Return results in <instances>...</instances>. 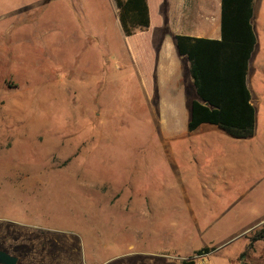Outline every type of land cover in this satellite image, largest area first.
Wrapping results in <instances>:
<instances>
[{"label":"rangeland","instance_id":"obj_1","mask_svg":"<svg viewBox=\"0 0 264 264\" xmlns=\"http://www.w3.org/2000/svg\"><path fill=\"white\" fill-rule=\"evenodd\" d=\"M254 10V135L201 128L191 156L196 95L171 35L164 52L163 30L126 38L113 0H0V250L17 264H264V241L248 248L264 228V0ZM159 53L177 57L163 84Z\"/></svg>","mask_w":264,"mask_h":264},{"label":"trees","instance_id":"obj_2","mask_svg":"<svg viewBox=\"0 0 264 264\" xmlns=\"http://www.w3.org/2000/svg\"><path fill=\"white\" fill-rule=\"evenodd\" d=\"M117 18L126 38L139 33L148 38L151 17L147 0H113ZM254 0H221L220 39L194 38L176 35L175 49L189 63L196 98L190 102L186 124L188 132L203 124L217 127L233 139H248L254 135L255 108L246 78L249 62L256 46L251 24ZM154 24V23H153ZM138 74L146 92H150L147 72V53ZM135 56V54L133 55ZM136 66L137 59L134 57ZM136 68V69H137ZM256 241H264V228L249 238L248 248ZM207 248L194 255L207 254ZM245 253L240 255L243 258ZM182 264H195L191 259Z\"/></svg>","mask_w":264,"mask_h":264},{"label":"crops","instance_id":"obj_3","mask_svg":"<svg viewBox=\"0 0 264 264\" xmlns=\"http://www.w3.org/2000/svg\"><path fill=\"white\" fill-rule=\"evenodd\" d=\"M147 4L149 7L151 23L154 21L153 22L154 24L152 23L151 27L148 29V32H153L154 29L164 31L163 33H161L162 36L164 35V39L161 42L163 52L169 50V48L167 47L169 42L167 39H165L167 38V35L172 36L171 38L173 41V48L175 44L174 37L176 35H183L194 38H207L214 40L220 39L221 0H147ZM254 11L255 10L253 3V18H254ZM167 28L168 30H166ZM170 28H173L172 31H170ZM177 28L179 31H175L177 30ZM159 54L161 55V57L159 56L160 59L158 58L157 60V65L155 67V70L157 71V67H158L157 72H158L159 81L160 84L161 83L163 84L165 82V76H164L165 72L168 71V73H172L177 69V57L174 58V55L173 54L171 55L174 61L176 62H173V64L174 63L175 64L174 65L172 64L170 68L169 67L170 63H168L167 65L163 63L164 62L163 55H165L166 53H159ZM179 57L185 58L183 56H179ZM188 67H189V63H188ZM246 83L249 92L251 94V103H252L253 94L248 85V74L246 78ZM192 100L193 99H191V101ZM252 105L254 106L253 103ZM255 114H256V109H255ZM201 128L204 129L203 133L200 134L202 140L204 138H208V139L217 138L220 141H224L226 139L227 143L229 144L233 143V142L230 143V141H232L230 139L233 138L229 137L224 132L223 133L225 134V136L223 134L221 135V132H215L214 129H216L217 127L209 124H203L199 126L195 131L188 132L190 135L189 137H185L186 143L190 141L193 147V149L192 148L186 149L187 151H190L191 153L195 151V146H196L195 142L198 141L197 139L198 131H200ZM170 136L172 137L173 135L170 134ZM194 154L195 153L193 152V155L191 156H195Z\"/></svg>","mask_w":264,"mask_h":264},{"label":"water","instance_id":"obj_4","mask_svg":"<svg viewBox=\"0 0 264 264\" xmlns=\"http://www.w3.org/2000/svg\"><path fill=\"white\" fill-rule=\"evenodd\" d=\"M17 257L0 250V264H17Z\"/></svg>","mask_w":264,"mask_h":264}]
</instances>
